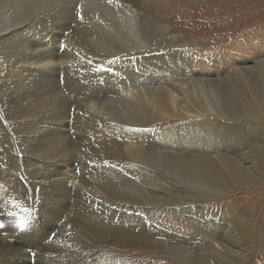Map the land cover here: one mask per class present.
Instances as JSON below:
<instances>
[{
  "label": "bare ground",
  "instance_id": "6f19581e",
  "mask_svg": "<svg viewBox=\"0 0 264 264\" xmlns=\"http://www.w3.org/2000/svg\"><path fill=\"white\" fill-rule=\"evenodd\" d=\"M69 1L0 0V223L7 222L11 212L22 210L28 201H21L29 196L40 201L42 211L36 216L44 217L24 215L26 219L18 220L15 227L0 228V264H91L86 253L102 247L115 250L102 256L116 254L115 261L109 256L96 264H118L117 248L151 249L154 235L174 240L167 245L182 264H248L254 255L247 248H251L255 221L246 209L227 220L218 209L188 208L181 214L193 227V235L176 236L157 223L158 215L181 199L179 187L149 191L151 201L143 206L121 199L119 180L121 171L146 175L154 152L150 127L164 121L170 126L163 135L172 147L159 146L163 149L159 154L200 163L191 175L212 199L219 201L242 188L255 189L264 176V154L259 138L243 124L264 119L258 107L261 102L251 94V102L234 116L222 108L223 101L229 100L219 90L214 100L198 93L195 83L185 78L186 69L180 73L185 64L180 56L160 55L142 37L149 34V23L139 0L83 1L90 11L88 22L100 23L120 40L122 47L111 49L112 53L88 44L87 34L78 27L81 21L66 17L74 5ZM222 1L226 2L215 0V5ZM262 1L229 0L227 10L252 14ZM218 6L212 15L215 19L221 14ZM166 65L180 75L168 84L153 76L165 75L168 70L158 69ZM104 77L119 91L103 100L74 101L72 93L80 86H98ZM120 104L134 115V130L109 116L108 106ZM105 134H124L119 147L132 153L133 160L124 158L126 164L118 158L115 163L114 158L111 165L103 166L100 146L108 147L105 141H109L118 147ZM57 144L82 149L90 167L80 165L72 152L54 150ZM13 195L17 197L4 203ZM22 221H29L31 227L20 228ZM139 221L146 232L136 237L126 238L117 230L121 222ZM31 228L41 237L43 249L31 251L25 244L14 251L3 247ZM53 229L57 235L49 240ZM70 235L74 241L65 240ZM185 252L193 254L190 260L180 255Z\"/></svg>",
  "mask_w": 264,
  "mask_h": 264
},
{
  "label": "rangeland",
  "instance_id": "374dc122",
  "mask_svg": "<svg viewBox=\"0 0 264 264\" xmlns=\"http://www.w3.org/2000/svg\"><path fill=\"white\" fill-rule=\"evenodd\" d=\"M83 1H69L67 4L72 2L74 5L66 6L70 8L66 11V17L71 18L70 21H81V23H78V27L84 34H87L85 37L88 44L105 53H112L111 49L122 47L114 32L113 36L104 31L100 23L88 22L90 11L87 7H84L85 2ZM228 1L226 0L227 3L222 1L215 5V0H139L141 7L146 12L149 23V34H144L142 37L146 42H152L157 47L159 54L162 52L164 54L168 53L171 57L180 56L185 63L183 67L181 65L182 70H180V73H185L184 69H186V73H189L188 76H191L185 78L195 83L194 85L198 87V93L208 96L210 100H214V92L218 90V93L222 92L223 95H226L229 101L225 99L222 108L232 112L234 116L239 115L238 112L245 108L248 102H251L253 96L251 94L256 95L258 101L261 102L258 107L264 111V1L256 8V12L246 14L247 16L242 15V13H247L248 10H243L242 13V10H227L229 8ZM249 1L253 3L254 0ZM211 3L215 6L219 5L221 14L217 19L212 16L216 7H211ZM178 66L180 65L178 64ZM166 67H161L158 71L168 70L167 74L157 73L153 76L162 77L164 83L168 84L176 79L174 76L180 75H178L179 70H176V68L171 69L169 65H166ZM111 81L109 78L104 77L99 80L100 84L98 83V86L83 84L75 93H72V98L75 99V102L82 99L103 100L105 97L119 91L115 83ZM76 97L78 98L76 99ZM108 111L110 112L109 116L121 120L117 121L125 126L124 128L128 130L130 128L131 130L135 129L134 124L136 121L130 109L126 110L125 106L120 104L109 105ZM151 115L154 116V113H151ZM250 121L252 123L248 122L243 125L259 138L257 139L264 154V119H250ZM233 124L241 125L239 120H233ZM168 126H170L169 123L158 121L150 127L154 152L148 163L149 171L146 175H144L145 172L136 173L134 170H131L132 174L121 171L119 180L121 199L134 200L137 205L142 204L145 206L151 201L147 195L149 191L162 189L165 191L171 186L179 187L180 193L178 196L181 199L178 203L170 205L163 214L158 215L157 226L167 231V233L187 238L193 235V227L183 219L181 213L188 210V208H196V212L200 211L201 208H206L208 211L218 209L221 217L227 220L239 217L242 211L246 209V212L251 214L255 221L251 248H247L249 251H253L254 255L248 264H264V176L261 185L255 189L242 188L228 194L219 201L212 199L208 191L199 184L198 179L191 175L193 166L200 163L191 162L184 157L171 158L167 154H159V151L163 152V149L159 146L172 147L167 136L163 135ZM136 128L139 130L140 127L136 126ZM123 136L124 134H105V137H110L111 141L118 147L117 149L113 148L109 141H105L108 147L100 146L103 166L111 165L114 158L115 163L118 158L126 164H128V161L124 158L133 160L131 159L133 158L132 153H125L119 147V143L123 142ZM90 147L95 149L93 145H90ZM53 149L72 152L73 155L71 156H74L80 165L90 167L89 163L91 161L83 155L81 156L80 150L82 149L74 146L63 147L61 144L55 145ZM18 155L21 158L22 155ZM138 162L140 163V161ZM75 166L77 167V163ZM261 169L264 171V166ZM14 197L17 196L9 197L10 199H6L4 203H9L13 200L11 198ZM38 201L30 196L29 199H23L21 202H26L23 209L13 211L14 213L11 212L8 215V221H3L0 224L3 223V228H13L19 224L21 219H26L24 215L33 214L36 216L40 210L42 211L38 207ZM152 202L157 203L154 199ZM40 218H44L43 215L41 217L36 216V220ZM116 227L121 234L127 236L126 238L136 237L139 233L146 232L143 223L140 221L133 223L121 222ZM56 231L58 232L57 229ZM56 231L53 229L49 232L47 239L52 240L57 235ZM74 239L71 235L65 238L66 241H74ZM151 239L153 246L148 250H134L132 246L117 248L119 251V257L116 259L118 264H182V259L178 257V253L173 251L174 249L168 248L167 243L174 240L166 239L165 241L163 236L157 238L155 235ZM24 244L30 247L31 251L33 248V251L44 248L41 237L34 232L33 228L20 233L17 238L11 240L9 245L3 247L8 251H14V249L20 248ZM113 251L115 250L109 247L94 249L92 252L86 253L88 255L87 260H90L91 264H96L99 260L107 261L111 256L115 261L116 254H108V257H102L104 254ZM180 255L187 258V260L191 259L189 255L193 256L192 253L186 252Z\"/></svg>",
  "mask_w": 264,
  "mask_h": 264
},
{
  "label": "snow or ice",
  "instance_id": "6c2138e0",
  "mask_svg": "<svg viewBox=\"0 0 264 264\" xmlns=\"http://www.w3.org/2000/svg\"><path fill=\"white\" fill-rule=\"evenodd\" d=\"M109 2H112V0H109ZM83 17L81 16V19H82ZM31 227V223L29 222V221H22L21 223H20V225H19V227L20 228H22V229H24L25 227ZM4 227V225L3 224H0V228H3Z\"/></svg>",
  "mask_w": 264,
  "mask_h": 264
}]
</instances>
